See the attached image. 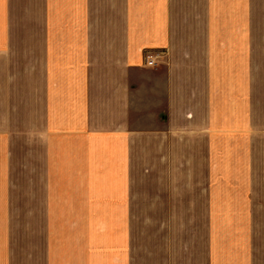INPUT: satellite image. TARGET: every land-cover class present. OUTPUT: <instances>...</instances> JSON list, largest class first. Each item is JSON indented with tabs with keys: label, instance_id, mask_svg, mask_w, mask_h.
<instances>
[{
	"label": "crops",
	"instance_id": "1",
	"mask_svg": "<svg viewBox=\"0 0 264 264\" xmlns=\"http://www.w3.org/2000/svg\"><path fill=\"white\" fill-rule=\"evenodd\" d=\"M0 264H264V0H0Z\"/></svg>",
	"mask_w": 264,
	"mask_h": 264
},
{
	"label": "built area",
	"instance_id": "2",
	"mask_svg": "<svg viewBox=\"0 0 264 264\" xmlns=\"http://www.w3.org/2000/svg\"><path fill=\"white\" fill-rule=\"evenodd\" d=\"M165 54H152V53H145L144 55V64L147 68H155L159 61H162Z\"/></svg>",
	"mask_w": 264,
	"mask_h": 264
}]
</instances>
